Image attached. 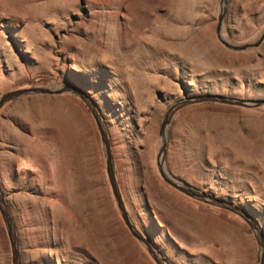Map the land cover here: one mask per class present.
Masks as SVG:
<instances>
[{"label": "rangeland", "instance_id": "obj_1", "mask_svg": "<svg viewBox=\"0 0 264 264\" xmlns=\"http://www.w3.org/2000/svg\"><path fill=\"white\" fill-rule=\"evenodd\" d=\"M218 11L219 0H0V97L60 84L87 91L125 207L167 264H258L242 219L169 187L156 167L159 126L176 101L264 100V43L225 49ZM263 28L264 0H230L231 42H249ZM165 167L249 212L264 236L263 108L181 109L167 131ZM0 191L22 264H155L119 215L100 135L73 95L22 97L0 110ZM0 264H11L1 216Z\"/></svg>", "mask_w": 264, "mask_h": 264}, {"label": "water", "instance_id": "obj_2", "mask_svg": "<svg viewBox=\"0 0 264 264\" xmlns=\"http://www.w3.org/2000/svg\"><path fill=\"white\" fill-rule=\"evenodd\" d=\"M229 2L230 0H219V11L217 17V26H216V37L219 43L225 49L235 53L245 52L260 47L264 43V28L257 37H255L253 40L249 42L233 43L229 40L225 31L226 13ZM60 94H70L76 97L77 99H79L88 109L92 119L94 120L98 133L100 135L102 151L105 160L106 175L112 192V196L116 203V207L119 212V215L124 225L126 226L128 232L130 233L132 238H134L143 247V249L147 252L148 256L155 264H167L163 259V257L160 255L155 243L149 237L144 235L135 226L133 220L131 219L125 207L115 177L113 154H112L111 144L107 134V130L105 128V124L101 116L100 110L98 109L93 99L89 96L87 91H85L80 86L73 84H60L51 87H30V88L17 89L6 92L0 97V110L7 103L22 97L35 96V95L53 96ZM203 103H215V104L239 107L244 109H259V108L264 109V100L241 99V98L228 97L218 94H201L196 96H187L179 101H176L167 109V111L163 115L158 130L159 145L156 154V167L159 176L161 177L163 182L167 184L169 187L189 197L190 199H193L195 201H198L200 203L209 206H213L225 210L242 219L247 224V226L249 227L255 238L258 247V254H259L258 264H264V236L262 234V231L258 223L255 221V219L249 212L232 203H229L227 201L221 200L219 198H216L214 196L208 195L206 193L194 189L188 184L172 177L166 170L165 157H166V149H167V131L172 118L178 111H180L185 107L195 104H203ZM0 216L2 218L4 227L6 229L8 241L10 244L11 264H22L19 242H18L14 222L1 191H0Z\"/></svg>", "mask_w": 264, "mask_h": 264}, {"label": "bare ground", "instance_id": "obj_3", "mask_svg": "<svg viewBox=\"0 0 264 264\" xmlns=\"http://www.w3.org/2000/svg\"><path fill=\"white\" fill-rule=\"evenodd\" d=\"M173 46H174V45H173ZM181 49H182L183 51H185V50H186V52H187V53H191V52H190V51H191V49H190L189 47H186V46H184V47H182ZM62 125H63V123H62ZM65 125H66V124H64L63 126H65ZM59 126H60V125H59ZM61 129H62V127H61ZM62 130H63V129H62ZM64 130H65V129H64ZM64 130H63V131H64ZM102 254H104V255H105V254H106V252H102Z\"/></svg>", "mask_w": 264, "mask_h": 264}, {"label": "flooded vegetation", "instance_id": "obj_4", "mask_svg": "<svg viewBox=\"0 0 264 264\" xmlns=\"http://www.w3.org/2000/svg\"><path fill=\"white\" fill-rule=\"evenodd\" d=\"M212 196V195H211Z\"/></svg>", "mask_w": 264, "mask_h": 264}]
</instances>
